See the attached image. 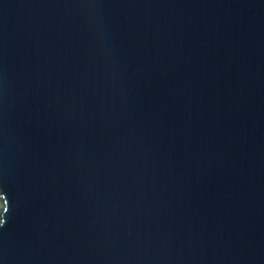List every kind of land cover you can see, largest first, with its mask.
Here are the masks:
<instances>
[{
    "label": "water",
    "instance_id": "1",
    "mask_svg": "<svg viewBox=\"0 0 264 264\" xmlns=\"http://www.w3.org/2000/svg\"><path fill=\"white\" fill-rule=\"evenodd\" d=\"M0 264H264V0H0Z\"/></svg>",
    "mask_w": 264,
    "mask_h": 264
}]
</instances>
